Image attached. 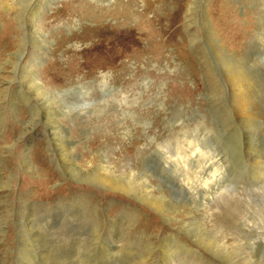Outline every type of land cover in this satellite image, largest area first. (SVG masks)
<instances>
[{"label": "rangeland", "instance_id": "rangeland-1", "mask_svg": "<svg viewBox=\"0 0 264 264\" xmlns=\"http://www.w3.org/2000/svg\"><path fill=\"white\" fill-rule=\"evenodd\" d=\"M0 264H264V0H0Z\"/></svg>", "mask_w": 264, "mask_h": 264}, {"label": "bare ground", "instance_id": "bare-ground-1", "mask_svg": "<svg viewBox=\"0 0 264 264\" xmlns=\"http://www.w3.org/2000/svg\"><path fill=\"white\" fill-rule=\"evenodd\" d=\"M232 77H233V76H232ZM235 77H236V76H234L233 79H236ZM237 77H238V76H237ZM239 77H240V76H239ZM241 78H242V77H241ZM237 80H238V79H237ZM237 80H236V81H237ZM244 80H245V79H244ZM234 81H235V80H234ZM234 81H232V82H234ZM241 81H243V80H241ZM243 82H244V81H243ZM234 83H235V82H234ZM240 84H241V82H240ZM243 84H244V83H243ZM245 84H246V83H245ZM236 85H237V83H236ZM244 86H245V85H244ZM239 87H240V86H239ZM245 87H246V86H245ZM238 89H242V90H243V87H242V88H238ZM245 89H246V88H245ZM247 89H248V88H247ZM247 89H246V90H247ZM242 90H241V91H242ZM239 91H240V90H239ZM244 92L246 93V91H244ZM240 94H241V93H240ZM242 94H243V93H242ZM244 96H245V94H244ZM239 97H240V96H239ZM247 97H248V96H247ZM240 102H241V101H240ZM243 102H244V101H243ZM246 102H247V101H246ZM241 103H242V102H241ZM247 104H248V102H247ZM241 105H243V104H241ZM244 105H245V104H244ZM243 107H244V106H243ZM245 109H246V108H245ZM239 111H240V110H239ZM241 111H242V110H241ZM243 114H245V113H243ZM256 166H258V165H256ZM259 167H260V166H259ZM104 169H105V168H104ZM108 170H109V169H108ZM108 170H106V171H108ZM103 171H104V170H103ZM108 172H109V171H108ZM119 184L123 185L122 182L119 183ZM115 187H118V186H115ZM121 187H123V186H121ZM144 188H145V187H144ZM148 188H149V187H148ZM125 189H126V188H125ZM145 189H146V188H145ZM126 190H128V188H127ZM148 190H149V189H148ZM123 191H124V189H123ZM144 191H145V190H144ZM153 200H154V198H153ZM155 207H156V206H155Z\"/></svg>", "mask_w": 264, "mask_h": 264}]
</instances>
